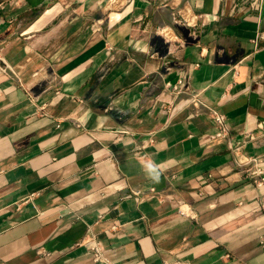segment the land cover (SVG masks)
<instances>
[{
	"label": "crops",
	"instance_id": "crops-1",
	"mask_svg": "<svg viewBox=\"0 0 264 264\" xmlns=\"http://www.w3.org/2000/svg\"><path fill=\"white\" fill-rule=\"evenodd\" d=\"M251 1L0 0V264H95L92 235L109 264H264L229 149L264 165Z\"/></svg>",
	"mask_w": 264,
	"mask_h": 264
},
{
	"label": "built area",
	"instance_id": "built-area-1",
	"mask_svg": "<svg viewBox=\"0 0 264 264\" xmlns=\"http://www.w3.org/2000/svg\"><path fill=\"white\" fill-rule=\"evenodd\" d=\"M264 0H252L250 2V7L252 10L261 12L263 9ZM173 20L175 23H182L187 26H194V24L180 16L177 18V15L173 13ZM162 34L172 39L170 32H168L167 28L161 30ZM167 87H170L173 92L178 95L184 94L187 91V79L185 77H180L175 85L168 84ZM193 99L196 101V97ZM213 117L216 122V126L218 128V134L216 138H228L230 133V128L227 123L226 116L218 112L216 110H212ZM259 129L264 128L263 122L258 124ZM242 137L246 142L256 143L259 139V135L255 133H242ZM229 149L232 154H234V163L236 169L249 181H251L257 187H264V165L257 156H248L246 154L239 153V146H235L233 144H229ZM211 177V176H210ZM113 229H117V226H114ZM85 246L88 248L90 253L92 254V258L95 264H109V261L104 253V249L102 248L101 243L98 241L95 235H92L89 240L86 241Z\"/></svg>",
	"mask_w": 264,
	"mask_h": 264
}]
</instances>
